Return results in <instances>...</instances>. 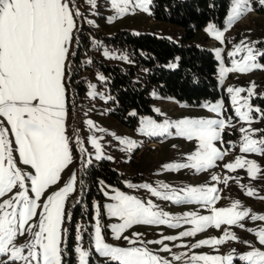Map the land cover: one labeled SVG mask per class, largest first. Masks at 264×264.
Segmentation results:
<instances>
[{"label":"snow or ice","instance_id":"snow-or-ice-1","mask_svg":"<svg viewBox=\"0 0 264 264\" xmlns=\"http://www.w3.org/2000/svg\"><path fill=\"white\" fill-rule=\"evenodd\" d=\"M93 8L97 0H87ZM152 0H111V6L116 10L117 16L135 12L137 9L146 13L150 12ZM264 7V0H257ZM252 0H232V7L228 15V26L239 19L246 12L253 11ZM78 10H74L72 0H0V197L13 192L19 187V191L0 203V264H65L64 257L67 252L65 234L67 229L63 227L65 219H71L70 214L66 216L65 202L70 193H73L76 184V176L58 191L48 195L41 205L38 203L49 186L56 184L62 171L72 162L71 141L67 135V110H68V85L70 84V71L72 60L76 53L72 51L75 39L74 30L77 29L75 17L80 16ZM116 16L109 17V21ZM94 24L92 20L87 21ZM207 31L217 39L223 41L224 32L217 29L216 25L210 24ZM243 45V47L241 46ZM237 45L234 52L247 50V56L243 62L233 61L234 67H221L220 74L223 80L225 73L232 71L249 72L253 69H264V64L259 63L257 57H264V52L250 47L244 42ZM220 50H217L219 56ZM105 55H110L105 50ZM127 59V57H121ZM90 63V61L88 62ZM175 67V65H170ZM101 80L103 76L99 77ZM95 88L94 85H90ZM255 84L247 90L244 88H228L232 95V104H238L241 92H248L243 97V103L235 108L236 114L245 121H251L252 111L261 112L249 104V99L255 95ZM90 96L96 93L91 91ZM209 107L208 104L204 105ZM212 111H220L223 101L211 106ZM242 109H247L242 111ZM159 111V110H157ZM5 122L6 125L5 126ZM87 124L95 128L93 121ZM176 129V135L187 137L189 140L196 138L199 141L198 149L188 156L191 163L168 164L166 168H188L197 171L210 168L223 153L215 146V141L221 140V133L225 127L224 119H182L174 124L164 121L157 124L151 119L145 121V126L140 129L149 136H162L169 132L170 128ZM104 131L103 129H99ZM241 132H247L245 128ZM260 131V130H257ZM11 134V137H10ZM14 137V139L12 138ZM125 143L128 149L137 146L136 141L127 138H118ZM244 152H260L264 154V139H254L250 135L243 137ZM76 143L81 145L80 151L86 152L79 137ZM90 143L96 149L95 158L109 159L105 156L99 139L96 136L90 138ZM18 157L24 165L33 169L25 173L17 166L14 157V148ZM91 164V158L87 160ZM248 166L250 176L260 172L255 161L244 160L238 157L235 163L226 164L229 169ZM220 178L213 176L212 180ZM30 181V186L27 183ZM226 182V181H225ZM103 185V182H100ZM129 187H142L150 189L152 194L164 200H174L176 203L182 201H194L210 206L217 199L218 189L215 187H189L183 189L184 194L175 189L168 191L157 190L149 184L132 185ZM162 189H169V185H161ZM32 193L34 195H30ZM255 193V189L249 188V196ZM107 196L109 193L104 192ZM114 203L104 205L108 215L119 217L121 223L112 224L117 239L121 234L136 224L145 225H169L179 227L180 221L194 225L187 231L179 233V237L194 236L209 226L219 229L222 225H236L249 215L250 209L237 210L240 204L235 201L231 207L211 209V215H198L194 212L184 213L183 216H172L158 209L151 201L144 202L134 195H126L124 192L116 191L111 197ZM97 220L95 224L94 248L101 256L117 261L119 264H173L181 261L185 253H173L172 260L155 254L146 246L120 247L106 243L101 232L99 220L100 205L96 206ZM38 209H42L38 213ZM39 215L38 223H30ZM253 220H264V215H253ZM175 222V223H174ZM255 231L259 242L264 245V228ZM30 233L26 242L17 244L18 236ZM139 237L140 233H135ZM177 236H164L162 240L148 241L147 243L163 244L162 251L171 252L165 241H174ZM129 240L135 245L136 241ZM77 239H82L78 237ZM226 239H238L234 233L225 231L220 238L203 239L193 244L192 248L202 245H219ZM244 243H249L244 241ZM63 245V246H62ZM75 251L79 254V264H89L90 250L77 246ZM233 254L222 255H192L186 264H232ZM247 261V264H264V250L253 247L239 257Z\"/></svg>","mask_w":264,"mask_h":264},{"label":"rangeland","instance_id":"rangeland-1","mask_svg":"<svg viewBox=\"0 0 264 264\" xmlns=\"http://www.w3.org/2000/svg\"><path fill=\"white\" fill-rule=\"evenodd\" d=\"M230 7L224 19L223 26L217 25L214 21H209L204 27L195 31L194 37L191 39L197 47L208 49L213 52L217 60V79L222 95L215 100H203L199 104H190L183 101L163 96L158 92L156 87L149 90L148 95L152 99V111L139 116V122L136 127L127 126L122 120L115 115V107L111 102V94L108 89L107 76L103 69L99 67V62L107 64H116L123 68L135 66V62L131 60L125 50H120L107 43L106 37L113 36L119 31H129L135 34H152L158 37H164L173 41H180L185 34V28L179 24L169 21L160 20L153 15V0L150 5V12L137 9L134 13L129 12L123 16H117L116 10L111 6V0H97L95 7L87 3V0H72L74 10H78L81 15L75 17L77 29L74 30V42L72 51L76 50L81 44L82 35L88 36V49L83 48V54L80 57V66L82 73L80 76L86 81V90L83 91L80 99L76 100L71 84L68 85L69 99L66 117L67 135L71 141L72 162L62 171L60 180L49 186L42 195L41 205L48 195L58 191L70 179L73 174L76 176L75 191L70 193L65 202L66 216L70 214L71 219H65L63 227L67 229L65 234V244L68 246L70 236L74 238V251L77 246L85 250H90L89 261L93 257L97 260L108 261L110 259L101 256L94 248L95 224L97 220L96 205H100L99 220L101 224V232L106 243L113 246L131 247L146 246L155 254L172 260L173 253H185L181 261H174L173 264H186L192 255H222L227 256L233 254L232 264H247V261L241 260L239 257L252 250L253 247L264 250L255 231L264 228V220H253V215H264V154L260 152H244L243 137L247 134L252 138L260 140L264 139L261 134L262 121L260 112L252 111L251 121L241 119L235 111V108L242 104L243 97L248 96V92H241L238 97V104H232L233 93L228 92V88H244L248 89L254 83V93L249 104L253 109L259 108L255 101L258 97L264 96V69H253L249 72L232 71L227 72L221 80L220 69L234 67L233 61L243 62L247 56L246 48L237 52L236 55H230L234 52L237 45L244 44L262 52L260 42L264 40V7L252 0L253 11L246 12L239 19L228 26V15L232 7ZM116 16L114 20L109 21V17ZM92 20L95 23L89 24L87 21ZM210 24L216 25L217 29L224 32L223 41L211 35L207 28ZM243 47V45H241ZM220 50L219 56L217 50ZM105 50L110 55H105ZM127 57L123 59L121 57ZM72 60L70 76L75 66L74 57ZM259 63L264 64L261 57H257ZM90 61V63H88ZM175 65V67H170ZM178 65V59L165 64L166 68L174 69ZM146 70H139L138 74L142 75ZM69 76V77H70ZM103 76L101 80L99 77ZM94 85L95 88H91ZM94 91L95 96L88 93ZM219 101H223V107L220 111H212L211 105ZM208 104L209 107L204 105ZM260 109V108H259ZM159 110V111H157ZM247 109H242L246 111ZM224 119L225 127L221 133V140L215 141V146L223 153L214 165L201 171H197L192 167L188 168H166L168 164L191 163L188 156L194 153L199 147V141L196 138L189 140L187 137L176 135V129L170 128L168 133L162 136H149L140 129L145 126V121L151 119L157 124H163L164 121L175 123L182 119ZM2 119V118H0ZM93 121L95 128L90 127L87 121ZM5 126L6 122H5ZM245 128L247 132H241L240 129ZM103 129L104 131H100ZM260 130V131H257ZM96 136L101 144L102 151L105 156H111L112 159L95 158L96 149L90 143V138ZM11 137V134H10ZM76 137H79L83 143V147L87 150L81 152V145L76 143ZM14 139V137H12ZM118 138H127L137 142V146L128 149L127 145ZM14 148V157H16L17 166L25 173L33 171L30 166L24 165L18 157V152ZM238 157L244 160L255 161L260 168V172L255 176H250L248 166L238 167L236 169L226 168L225 165L235 163ZM91 158V164L87 160ZM106 162L121 176L122 185L114 184L106 179L99 177L97 181L98 190L93 191L88 181L90 165ZM213 176H218L219 180H212ZM103 182V185L100 182ZM226 181V182H225ZM30 186V181L27 182ZM149 184L157 190L168 191L175 189L184 194L183 189L189 187H215L218 189L217 199L214 204L205 206L202 203L194 201H182L176 203L174 200H164L161 197L152 194L150 189L142 187H129L128 185ZM169 185V189H162L161 185ZM249 188L255 189V193L251 196L247 194ZM19 187L11 193H7L4 197H0V203L4 199L11 198ZM107 191L109 195L105 196ZM116 191L124 192L126 195H134L144 202L151 201L158 206L159 210L169 213L172 216H183L184 213L194 212L198 215H211V209L231 207L235 201H239V210L250 209L249 215L245 217L241 224L222 225L217 229L209 226L194 236L179 237V233L187 231L194 225L180 221L179 227H171L169 225H145L136 224L125 229L121 234V238L117 239L112 224L121 223L119 217L108 215V211L104 205L114 203L111 199ZM30 195H34L29 193ZM42 209H38L41 211ZM39 215L33 218L32 224L38 223ZM175 223V222H174ZM234 233L238 239H226L224 243L219 245H202L192 248L193 244L203 239H211L213 237L220 238L224 232ZM135 233L141 235L137 237ZM179 237L174 241H165L164 243L171 249V252L162 251L163 244L147 243L148 241L162 240L164 236ZM31 234L26 233L24 236H18L16 243L22 244L30 238ZM127 236L130 240L136 241V244H130L129 240L123 237ZM82 237V239H77ZM248 241L249 243H244ZM63 246V245H62ZM67 254V252H66ZM65 254V255H66ZM76 260L73 264H79V254L75 251ZM7 259L0 257V260ZM65 264H68L65 261ZM203 264V262H200Z\"/></svg>","mask_w":264,"mask_h":264},{"label":"trees","instance_id":"trees-1","mask_svg":"<svg viewBox=\"0 0 264 264\" xmlns=\"http://www.w3.org/2000/svg\"><path fill=\"white\" fill-rule=\"evenodd\" d=\"M230 0H153V15L160 20L179 24L185 28L180 41H173L152 34H135L119 31L106 37L107 43L125 50L134 67L123 68L116 64L99 62L107 76L111 102L115 107L114 115L129 127H136L139 116L152 111V99L148 92L156 87L158 92L176 101L199 104L203 100H215L223 91L217 79V60L212 51L197 47L191 39L195 31L204 27L209 21L223 26L230 7ZM89 45L88 36L82 35L81 44L74 56L75 66L69 77L76 100L86 90V81L80 76L82 68L80 57L82 49ZM264 52V40L260 42ZM178 59L174 69L166 68L165 64ZM264 63V57H261ZM139 70H146L142 75ZM258 103L262 121L261 134L264 136V96L255 99ZM102 177L107 181L122 185L120 174L108 163L99 162L90 165L88 181L93 191L98 190L97 181ZM76 260L74 238L70 236L67 254L64 261L73 264ZM89 264H119L117 261H99L92 257Z\"/></svg>","mask_w":264,"mask_h":264}]
</instances>
